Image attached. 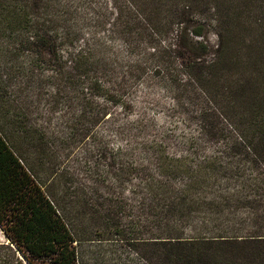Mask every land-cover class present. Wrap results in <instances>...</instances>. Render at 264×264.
<instances>
[{"label":"trees","instance_id":"obj_1","mask_svg":"<svg viewBox=\"0 0 264 264\" xmlns=\"http://www.w3.org/2000/svg\"><path fill=\"white\" fill-rule=\"evenodd\" d=\"M110 2L112 18L98 10L96 26H110L122 46L115 53L99 42L78 46L80 32L62 0H0L4 264H264L255 203L241 192L214 190L215 168L199 166V175L182 168L188 176L174 186L158 167V177L143 182L144 195L148 211L166 227L145 236L146 225L124 221L116 202L72 178L33 118L45 83L52 104L78 99L82 117L94 105L95 123L102 124L115 118L112 106L132 108L129 100L153 79L186 122L195 123L192 140L221 141L258 171L264 163V0ZM116 130L122 135L132 128ZM177 169L173 164L168 172ZM259 175L264 185V172ZM187 224L194 231L189 237L177 230Z\"/></svg>","mask_w":264,"mask_h":264},{"label":"rangeland","instance_id":"obj_2","mask_svg":"<svg viewBox=\"0 0 264 264\" xmlns=\"http://www.w3.org/2000/svg\"><path fill=\"white\" fill-rule=\"evenodd\" d=\"M62 1L71 7L70 22L80 32L78 46L99 42L108 53L121 51L122 46L114 39L110 26L99 23L96 26V11L107 9L106 14L112 18L110 0ZM1 39L0 51L4 44ZM122 58L127 59V55L123 53ZM155 81L152 79L149 84H144L146 88L139 87L134 98L129 100L132 108L127 111L112 106L115 118L112 115L102 124L95 123L94 105L91 112L82 117L78 99H59L52 104L46 95L49 84L45 83L44 96L33 118L46 128L60 155L58 162H62L72 178L81 185H95L99 196L116 202L124 221L146 225L145 236L158 234L159 226L161 230L166 227L165 222L156 218V212L148 211L144 195L143 182L152 176L158 177V167L162 171L159 174L162 180L174 186H180L188 176L179 172L182 168L189 169L190 175H197L199 166H202V172L215 168L218 185L214 190L223 189L228 194L237 191L248 196V200L255 203L252 212L256 218L253 221L264 230V185L256 181L264 172V163H260V169L254 172L249 157L237 154L223 142L192 140L197 135L195 123L186 122L163 84ZM95 103L104 104L98 100ZM123 124L132 131L118 135L116 126ZM86 132L89 137L84 139L81 136ZM173 164L178 168L177 172H168ZM254 182L258 183L254 186ZM246 216L247 213H243L244 219ZM247 224L250 225L251 220ZM182 226L179 225L177 230L185 229L186 235L192 236L194 231L190 230V225ZM4 243L0 231V245ZM6 258V252L0 249V264H4ZM139 264L146 263L141 260Z\"/></svg>","mask_w":264,"mask_h":264}]
</instances>
